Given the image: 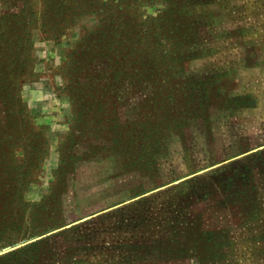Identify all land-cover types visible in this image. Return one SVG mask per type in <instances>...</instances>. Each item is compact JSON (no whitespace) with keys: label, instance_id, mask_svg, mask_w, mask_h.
I'll use <instances>...</instances> for the list:
<instances>
[{"label":"rangeland","instance_id":"1","mask_svg":"<svg viewBox=\"0 0 264 264\" xmlns=\"http://www.w3.org/2000/svg\"><path fill=\"white\" fill-rule=\"evenodd\" d=\"M116 5L99 43L115 33L131 69L96 68L103 35L78 47L94 15L29 31L34 130L25 145L22 123L20 144L0 128V264H264V0ZM66 62L90 77L83 108ZM23 156L26 185L6 169Z\"/></svg>","mask_w":264,"mask_h":264},{"label":"trees","instance_id":"2","mask_svg":"<svg viewBox=\"0 0 264 264\" xmlns=\"http://www.w3.org/2000/svg\"><path fill=\"white\" fill-rule=\"evenodd\" d=\"M116 2L117 0H3L6 9L4 8L0 12V113L4 118L0 128L12 140H17L19 144L22 143V138L16 131V127L20 123L24 125V133H26L23 137L25 145L29 144L27 141L29 134L34 130L30 123L31 119L27 106L21 100L19 86L25 79L23 78L24 69H28V63L31 62L30 45L32 46V43L30 42L29 31L32 28L39 27L40 31L47 33L51 38H59L64 34L65 28L72 25L76 20L87 15H94L98 17V26L92 34L80 39L78 47L81 45L82 49L89 36L103 35L95 40L94 51L90 57L91 61L97 64L96 68L99 70L104 65V61H110L106 68L114 69V71L117 68H132L131 65L134 64L135 60L132 61L128 56L126 57V54H122L114 47L117 39L115 33L109 34L107 49L100 45L101 42L99 43L100 39H105L101 32L103 18L106 17L105 19L111 23L116 19L114 16V12L118 9ZM110 30L113 31L114 29ZM66 65L67 67L64 68L65 79L69 84L68 89H70L72 104L83 108L82 93L86 92L90 77L85 76L82 83L75 82L72 79L73 76L69 74L67 62ZM119 75V73L115 74V76ZM114 80L116 79L113 78ZM73 113L75 121L77 118L75 109ZM38 139L40 140V148H44V151L40 153L36 146L35 152L38 163L34 166L35 168L39 167L49 145L43 134H39ZM25 145L20 148L21 152ZM10 155L11 157L14 156L12 151ZM25 158L23 156L24 164L22 166L15 167V169L6 166V169L10 171L9 177H17L19 182L23 181L26 185L31 181L28 178L29 167L33 165L31 162H27Z\"/></svg>","mask_w":264,"mask_h":264}]
</instances>
